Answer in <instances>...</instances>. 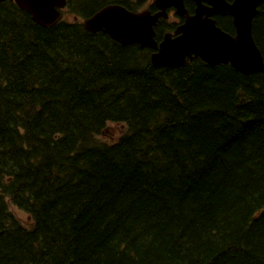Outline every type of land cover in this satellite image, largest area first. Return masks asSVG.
<instances>
[{"label":"trees","instance_id":"trees-1","mask_svg":"<svg viewBox=\"0 0 264 264\" xmlns=\"http://www.w3.org/2000/svg\"><path fill=\"white\" fill-rule=\"evenodd\" d=\"M150 2L66 0L50 27L0 3V264H264V72L154 65L81 23ZM252 35L264 57L263 4Z\"/></svg>","mask_w":264,"mask_h":264},{"label":"water","instance_id":"water-1","mask_svg":"<svg viewBox=\"0 0 264 264\" xmlns=\"http://www.w3.org/2000/svg\"><path fill=\"white\" fill-rule=\"evenodd\" d=\"M4 0H0L2 2ZM31 19L42 27H50L62 16L66 0H14ZM185 0H154L155 13L131 11L120 4H107L85 18L84 28L92 33L101 31L121 45L137 44L154 50L152 64L181 66L186 58L197 57L209 66L229 64L243 74L264 72V58L252 35V21L264 0H190L195 7L190 14ZM174 8L182 24L171 33L155 40L154 27L167 9ZM215 15H228L234 34L223 31Z\"/></svg>","mask_w":264,"mask_h":264},{"label":"rangeland","instance_id":"rangeland-1","mask_svg":"<svg viewBox=\"0 0 264 264\" xmlns=\"http://www.w3.org/2000/svg\"><path fill=\"white\" fill-rule=\"evenodd\" d=\"M109 129L107 128L105 133L103 135H100L101 138L106 139V140H113L118 136L119 133H121L124 129L122 125L120 124H109ZM112 136V138H109L108 136ZM19 216L22 217L24 220H28L27 217H25L21 212H18Z\"/></svg>","mask_w":264,"mask_h":264}]
</instances>
